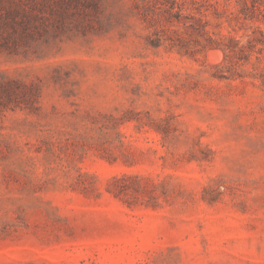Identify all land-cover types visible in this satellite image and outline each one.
<instances>
[{
    "label": "rangeland",
    "instance_id": "obj_1",
    "mask_svg": "<svg viewBox=\"0 0 264 264\" xmlns=\"http://www.w3.org/2000/svg\"><path fill=\"white\" fill-rule=\"evenodd\" d=\"M0 264H264V0H0Z\"/></svg>",
    "mask_w": 264,
    "mask_h": 264
},
{
    "label": "bare ground",
    "instance_id": "obj_2",
    "mask_svg": "<svg viewBox=\"0 0 264 264\" xmlns=\"http://www.w3.org/2000/svg\"><path fill=\"white\" fill-rule=\"evenodd\" d=\"M213 52V51H212ZM216 52V51H215ZM220 55V54H219ZM219 58V57H218ZM222 58V57H221ZM217 63V62H216Z\"/></svg>",
    "mask_w": 264,
    "mask_h": 264
}]
</instances>
